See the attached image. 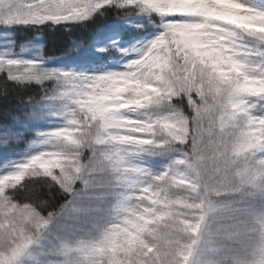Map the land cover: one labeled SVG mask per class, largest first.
I'll list each match as a JSON object with an SVG mask.
<instances>
[{
    "label": "snow or ice",
    "instance_id": "obj_1",
    "mask_svg": "<svg viewBox=\"0 0 264 264\" xmlns=\"http://www.w3.org/2000/svg\"><path fill=\"white\" fill-rule=\"evenodd\" d=\"M103 8L160 29L121 71L45 68L42 52H0V104H17L0 148L42 117L33 106L61 121L0 175V264H24L57 221L41 264H264V214L252 210L264 198V9L243 0H0V28L82 25ZM31 84L38 97L14 94ZM152 156L168 164L133 162Z\"/></svg>",
    "mask_w": 264,
    "mask_h": 264
},
{
    "label": "rangeland",
    "instance_id": "obj_2",
    "mask_svg": "<svg viewBox=\"0 0 264 264\" xmlns=\"http://www.w3.org/2000/svg\"><path fill=\"white\" fill-rule=\"evenodd\" d=\"M250 7L264 9V0H243ZM105 9V8H103ZM100 9L95 14L100 13ZM111 9L117 15L103 27L99 28L96 35L87 42L77 43L80 48L72 52H66L60 57L44 58L45 68H60L64 70L83 71L89 74H98L101 71H121L128 61L137 57L138 53L147 43L153 39L160 31L153 27L152 23L144 17L130 16L124 17L123 13L127 10ZM154 19V18H153ZM137 25H140L137 27ZM17 28V27H15ZM15 28H0V52L10 51L12 58L34 59L42 52V43L35 39L25 44H18L15 41ZM73 45V44H72ZM71 45V46H72ZM106 48L105 52H97V48ZM122 50H127L125 53ZM106 57L103 59V55ZM43 56V55H42ZM103 60L100 65L97 61ZM43 115L40 119L29 120L20 128L22 139L11 142V150L5 152L0 148V175L11 170V166L21 162L28 156L35 154L40 148L34 143L37 133L47 131L52 127L58 126L61 121L51 113L54 108H45L43 105L33 106ZM27 110V109H25ZM4 137V126H0V139ZM142 166L148 167L153 171H158L168 164V157L152 156L133 161ZM252 210L255 216L264 214V198L256 197L252 200ZM63 221L54 222L48 234L40 245L31 250V254L24 259V264H41L40 255L44 246L52 240ZM247 253V246H244L241 256Z\"/></svg>",
    "mask_w": 264,
    "mask_h": 264
},
{
    "label": "trees",
    "instance_id": "obj_3",
    "mask_svg": "<svg viewBox=\"0 0 264 264\" xmlns=\"http://www.w3.org/2000/svg\"><path fill=\"white\" fill-rule=\"evenodd\" d=\"M117 15L111 9H103L98 14H94L91 19L84 21L83 24H62L51 26L45 24L36 27H17L15 28L14 38L18 44H25L29 41L38 39L42 43V55L45 58L60 57L67 52V49L75 42H87L91 40L97 33L98 29L106 25L108 22L113 20ZM67 29V30H65ZM106 55H103V59ZM98 64H102L104 61L101 59L97 61ZM4 79L3 75L0 74V81ZM11 90L13 86L8 85ZM35 93L39 96L38 86L31 84L25 86V88L20 91H15V95L27 96ZM17 104L13 101L12 104L5 105L0 104V126H4L6 120L10 122V117H8V112H15ZM27 193L21 192L17 199L24 200ZM33 197H38L43 195V193H34ZM63 200L62 197H57L53 206L58 205Z\"/></svg>",
    "mask_w": 264,
    "mask_h": 264
}]
</instances>
